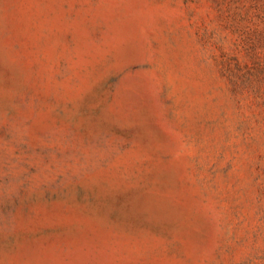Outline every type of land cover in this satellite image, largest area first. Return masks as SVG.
I'll return each mask as SVG.
<instances>
[{
	"label": "rangeland",
	"instance_id": "1",
	"mask_svg": "<svg viewBox=\"0 0 264 264\" xmlns=\"http://www.w3.org/2000/svg\"><path fill=\"white\" fill-rule=\"evenodd\" d=\"M0 264H264V0H0Z\"/></svg>",
	"mask_w": 264,
	"mask_h": 264
}]
</instances>
